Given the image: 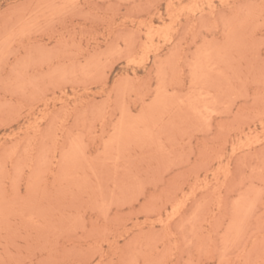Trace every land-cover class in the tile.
<instances>
[{"label":"rangeland","instance_id":"obj_1","mask_svg":"<svg viewBox=\"0 0 264 264\" xmlns=\"http://www.w3.org/2000/svg\"><path fill=\"white\" fill-rule=\"evenodd\" d=\"M0 264H264V0H0Z\"/></svg>","mask_w":264,"mask_h":264},{"label":"bare ground","instance_id":"obj_2","mask_svg":"<svg viewBox=\"0 0 264 264\" xmlns=\"http://www.w3.org/2000/svg\"><path fill=\"white\" fill-rule=\"evenodd\" d=\"M253 142H254V141H253ZM244 143H245V142H244ZM247 143H248V142H247ZM249 144L251 145V143H249ZM249 144H248V145H249ZM242 145L244 146V144H242ZM246 145H247V144H246ZM239 146H240V145H239ZM245 147H247V146H245ZM245 147H244V148H245ZM248 148H249V147H248ZM191 194H192V193H191ZM187 195H188V194H187ZM187 195H186V196H187ZM188 196H189V195H188ZM185 201H186V200H185ZM185 201H184V202H185ZM178 202H180V201H178ZM180 203H182V202H180ZM174 205H175V204H174ZM179 205H180V204H179ZM177 207H178V206H177ZM173 208H175V207L173 206ZM174 213H175V212H171L172 216H173ZM176 213H177V212H176ZM176 213H175V215H176ZM178 214H179V212L177 213V215H178ZM164 216H165V215H164ZM172 216H171V217H172ZM168 217H169V216H168ZM168 217H167V218H168ZM164 218H165V217H164ZM169 218H170V217H169ZM164 220H165V219H163V221H164ZM166 221H167V220H166Z\"/></svg>","mask_w":264,"mask_h":264}]
</instances>
